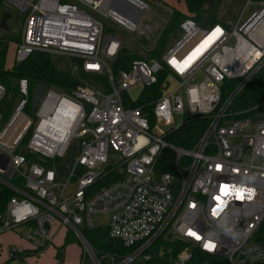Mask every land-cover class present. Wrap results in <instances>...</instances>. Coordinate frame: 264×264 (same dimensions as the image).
<instances>
[{
    "label": "built area",
    "instance_id": "1",
    "mask_svg": "<svg viewBox=\"0 0 264 264\" xmlns=\"http://www.w3.org/2000/svg\"><path fill=\"white\" fill-rule=\"evenodd\" d=\"M7 1L26 12L15 64L35 51L70 58L79 83L50 86L32 107L28 80L18 82L22 99L0 128V187L12 193L0 236L15 232L27 246L9 244L0 264H31L62 230L81 243L79 264H264V106L234 107L264 69V0H248L258 8L233 27L188 16L162 57L117 71L123 45L106 21L136 32L145 1L136 22L111 0ZM141 34L152 40L150 26ZM165 67L160 94L136 105ZM7 91L0 83V102ZM193 117L207 123L191 148L168 141ZM167 150L172 171L161 167ZM241 187L251 199L237 198ZM93 231L119 247L93 245Z\"/></svg>",
    "mask_w": 264,
    "mask_h": 264
},
{
    "label": "rangeland",
    "instance_id": "2",
    "mask_svg": "<svg viewBox=\"0 0 264 264\" xmlns=\"http://www.w3.org/2000/svg\"><path fill=\"white\" fill-rule=\"evenodd\" d=\"M147 2L150 6V10L146 11L143 14L140 20L141 27L136 32H131L123 26H120L111 21H106L107 26L112 29V34L117 36L122 41V45L127 51H132L134 52L133 54L135 56L146 59L152 56L162 57L174 44L173 36L180 33V24H178V26L175 28L174 34L168 38L165 44L161 42V40H164L162 39L163 35L157 40L156 38H158L159 34L161 32L163 33V31L165 32V26L168 23L166 21H169V14L164 13V11L160 13V9L158 8V6H156L152 2ZM247 2L248 0H205L203 10L197 17V23L203 28H210L215 23L214 19H218L227 26L229 25L233 27L242 15L244 18H247L253 11L258 8L257 4H252L246 8ZM178 8L182 12H186L187 8L183 0L179 1ZM3 10L9 11L13 16L8 20V25L10 27L9 30H5L0 27V38L5 43H8L6 63L8 70H10V67L12 69V67L15 65V56L18 46L17 43L19 42L21 36V30L26 12L20 10L19 8L15 7L13 4L5 0L0 6V21ZM146 25L150 26L153 32V34L151 35V41L146 40L145 36L141 34V30ZM52 61L56 67L67 70L70 67L72 60L70 58L63 59L61 56L53 54ZM17 82L12 81V86L15 87L17 85ZM6 87L8 90L7 94L0 102V114L3 117L0 128L4 127L7 124V122L13 115L16 106L22 99V97L17 93V89L13 87L11 88L9 85H6ZM49 88L50 87L41 85L39 83L35 84L31 90L30 106L33 107L38 102H40ZM138 89L139 87L130 91V95L132 98L136 99L138 97ZM18 121H20V119H18ZM176 123H180L179 116L176 117ZM12 130L13 128L11 129V131ZM23 150L26 151V148H24ZM12 233L15 234V236L13 234L7 233L0 237V260L3 262L5 260V244H9L17 240L16 233ZM64 234L65 231L62 230L57 236L55 240V245L57 246V248H55L56 250L52 251V248H48V250L43 253L44 255H42V257L36 264H76V262H78L81 243L76 239L72 232H68L67 235L70 243L64 247H59L60 244L65 243V240L63 239ZM89 240L90 243L95 246L100 245L98 242L93 243L91 241V237H89Z\"/></svg>",
    "mask_w": 264,
    "mask_h": 264
},
{
    "label": "trees",
    "instance_id": "3",
    "mask_svg": "<svg viewBox=\"0 0 264 264\" xmlns=\"http://www.w3.org/2000/svg\"><path fill=\"white\" fill-rule=\"evenodd\" d=\"M5 0H0V6ZM205 0H184L187 8V14L180 12L179 10L174 9L167 25L165 26V32L163 31L162 35L164 40H161L165 44L169 37H171L175 28L180 24V22L191 16L197 18L203 10ZM110 27L107 28V31H111ZM163 44V45H164ZM7 49L8 43H5L0 38V83L9 85L11 88L12 81L17 82L20 79H27L30 86V100H31V90L35 84H41L44 86H53L58 89L65 91H71L74 89L79 81L75 79L69 70L60 69L53 64L52 55L48 52L35 51L26 61L15 64L12 69L8 70L6 58H7ZM132 51H127L124 47L122 48L120 55L114 61L113 67L115 71L121 68H127L129 63L134 58H142L135 56ZM154 57V56H152ZM150 57V58H152ZM169 73V68L165 67L161 74L159 75V82L157 85L147 88L144 92L143 97L135 103L136 105H143L160 94V88L163 79ZM19 82V81H18ZM17 85L13 88L17 89ZM264 69L263 71L255 77V79L249 84L247 89L242 93L241 99L235 104V108H249L256 105L263 107L264 105ZM260 107V108H261ZM149 109V108H147ZM207 121L201 117H193L187 119L181 126L174 129L167 137L168 141L175 143L181 147L191 148L195 141L199 138L203 132ZM175 155L173 152L167 150L165 151L161 159V167L163 171H172ZM115 175H111L106 179L99 182V186L104 185L105 183L113 180ZM12 196V193L0 187V211L3 209L5 202ZM87 235L91 237L93 243H99L102 247H113L118 248L109 242L105 238V234L100 231L88 232ZM97 240V241H96ZM69 238L65 239L63 246L69 244Z\"/></svg>",
    "mask_w": 264,
    "mask_h": 264
},
{
    "label": "water",
    "instance_id": "4",
    "mask_svg": "<svg viewBox=\"0 0 264 264\" xmlns=\"http://www.w3.org/2000/svg\"><path fill=\"white\" fill-rule=\"evenodd\" d=\"M139 2L140 0H111L110 7L117 11L118 13L122 14L123 16L133 20L137 21L140 16L143 14V11L140 7ZM13 16L12 14L7 11L3 10L1 15V21H0V27L5 30H9L10 27L8 25V20L11 19ZM176 35L174 36V38ZM111 243L118 244V239H110Z\"/></svg>",
    "mask_w": 264,
    "mask_h": 264
},
{
    "label": "crops",
    "instance_id": "5",
    "mask_svg": "<svg viewBox=\"0 0 264 264\" xmlns=\"http://www.w3.org/2000/svg\"><path fill=\"white\" fill-rule=\"evenodd\" d=\"M143 1H145L146 3H148L147 1H149V2H152L153 4H155L156 6H158V8L160 9V13L161 12H163L164 11V13H168L169 15V17H168V19L170 18V16H171V14H172V12H173V10L174 9H176V10H179L180 12H182L179 8H178V4H179V1L180 0H143ZM184 1V0H183ZM182 13H184V12H182ZM185 14H187V9H186V12H185ZM215 20V23H221V24H223V25H226V24H224V23H222L221 21H219L218 19H214ZM166 22H168V20L166 21ZM227 26V25H226ZM229 26V25H228ZM10 69H11V67H10ZM7 234V233H6ZM9 234H13V233H9ZM60 234V233H59ZM58 234V235H59ZM5 235V234H4ZM14 236H15V234H13ZM58 235H56V237H55V240H56V238H57V236ZM1 237V236H0ZM12 237V236H11ZM16 237H17V240L16 241H13L12 243H9V244H19V245H23V246H27V243L24 241V240H22L19 236H17L16 235ZM64 239V238H63ZM64 241V240H63ZM62 243V242H61ZM9 244H5V246H8ZM55 245V241H54V244H53V246ZM50 247V248H52V251H55L56 249L55 248H57V246L55 245L54 247ZM63 246V243L62 244H60L59 245V247H62ZM64 247V246H63ZM66 248V247H65ZM54 249V250H53ZM48 250V249H47ZM46 250V251H47ZM45 252V251H44ZM43 252V253H44ZM41 254L39 257H36V258H34V257H30L29 259H28V262H30L31 264H36L39 260H40V258L42 257V255H44V254ZM79 254H80V252H79ZM79 258H78V262H76V264H79V259H80V255L78 256Z\"/></svg>",
    "mask_w": 264,
    "mask_h": 264
},
{
    "label": "snow or ice",
    "instance_id": "6",
    "mask_svg": "<svg viewBox=\"0 0 264 264\" xmlns=\"http://www.w3.org/2000/svg\"><path fill=\"white\" fill-rule=\"evenodd\" d=\"M217 31H219V29H217ZM219 168H220V166L217 165V169H218V170H219ZM228 188H229L228 185L223 184V185L220 186V192H221L223 195H227V194H228V193H227ZM215 199L219 201V200H220V197L217 196V197H215ZM215 214H216V210L213 209V215H215ZM189 234H190V235H195V233H193V232H191V231L189 232ZM197 238L199 239L198 236H197ZM205 247H207V248H212V247H214V245H212L211 243H207V244H205Z\"/></svg>",
    "mask_w": 264,
    "mask_h": 264
},
{
    "label": "clouds",
    "instance_id": "7",
    "mask_svg": "<svg viewBox=\"0 0 264 264\" xmlns=\"http://www.w3.org/2000/svg\"><path fill=\"white\" fill-rule=\"evenodd\" d=\"M245 192H247L248 194V198L251 199L253 196V190L252 189H244V188H238L236 189V196L238 199H243L244 198V194Z\"/></svg>",
    "mask_w": 264,
    "mask_h": 264
}]
</instances>
